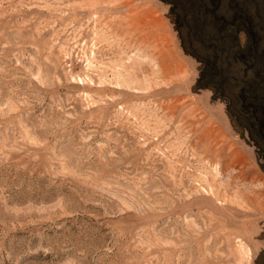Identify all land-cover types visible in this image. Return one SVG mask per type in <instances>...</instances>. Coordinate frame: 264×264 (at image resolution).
Segmentation results:
<instances>
[{"label":"rangeland","instance_id":"374dc122","mask_svg":"<svg viewBox=\"0 0 264 264\" xmlns=\"http://www.w3.org/2000/svg\"><path fill=\"white\" fill-rule=\"evenodd\" d=\"M174 13L0 0V264H254L259 138L197 83Z\"/></svg>","mask_w":264,"mask_h":264},{"label":"trees","instance_id":"16d2710c","mask_svg":"<svg viewBox=\"0 0 264 264\" xmlns=\"http://www.w3.org/2000/svg\"><path fill=\"white\" fill-rule=\"evenodd\" d=\"M164 2L183 26L187 52L200 63L197 83L224 102L231 120L244 121V131L259 138L264 171V0ZM254 264H264V249Z\"/></svg>","mask_w":264,"mask_h":264}]
</instances>
